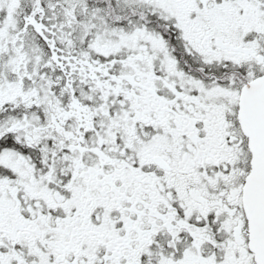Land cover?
<instances>
[{"label": "snow or ice", "instance_id": "1", "mask_svg": "<svg viewBox=\"0 0 264 264\" xmlns=\"http://www.w3.org/2000/svg\"><path fill=\"white\" fill-rule=\"evenodd\" d=\"M0 264H264V0H0Z\"/></svg>", "mask_w": 264, "mask_h": 264}]
</instances>
